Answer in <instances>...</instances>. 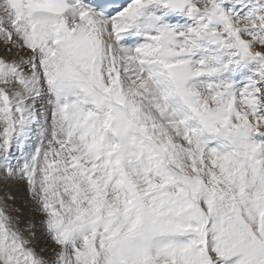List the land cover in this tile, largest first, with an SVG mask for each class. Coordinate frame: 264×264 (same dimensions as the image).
Wrapping results in <instances>:
<instances>
[{
	"label": "snow or ice",
	"instance_id": "6c2138e0",
	"mask_svg": "<svg viewBox=\"0 0 264 264\" xmlns=\"http://www.w3.org/2000/svg\"><path fill=\"white\" fill-rule=\"evenodd\" d=\"M0 264H264V0H0Z\"/></svg>",
	"mask_w": 264,
	"mask_h": 264
},
{
	"label": "rangeland",
	"instance_id": "374dc122",
	"mask_svg": "<svg viewBox=\"0 0 264 264\" xmlns=\"http://www.w3.org/2000/svg\"><path fill=\"white\" fill-rule=\"evenodd\" d=\"M11 191L14 195L17 196V203L21 204V206L26 207V214H27V209L31 207L30 204L24 205V201L26 200V194L24 191V186L23 185H13L11 188Z\"/></svg>",
	"mask_w": 264,
	"mask_h": 264
}]
</instances>
